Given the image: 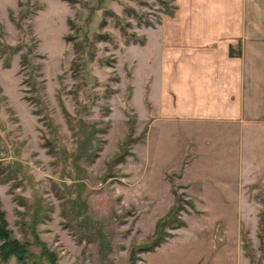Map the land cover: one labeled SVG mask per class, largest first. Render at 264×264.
<instances>
[{"label":"rangeland","instance_id":"374dc122","mask_svg":"<svg viewBox=\"0 0 264 264\" xmlns=\"http://www.w3.org/2000/svg\"><path fill=\"white\" fill-rule=\"evenodd\" d=\"M182 18L183 0H0V161L16 172L0 204L31 253L37 237L56 264H264V131L167 113L162 25ZM177 194L185 224L133 251Z\"/></svg>","mask_w":264,"mask_h":264},{"label":"crops","instance_id":"0c3cea01","mask_svg":"<svg viewBox=\"0 0 264 264\" xmlns=\"http://www.w3.org/2000/svg\"><path fill=\"white\" fill-rule=\"evenodd\" d=\"M162 28L159 79L161 93H171L168 115L249 126L260 138L264 0H183L182 23Z\"/></svg>","mask_w":264,"mask_h":264},{"label":"trees","instance_id":"16d2710c","mask_svg":"<svg viewBox=\"0 0 264 264\" xmlns=\"http://www.w3.org/2000/svg\"><path fill=\"white\" fill-rule=\"evenodd\" d=\"M164 13L173 14V10L171 8H166L163 10ZM1 33V31H0ZM75 49L78 48V43H74ZM233 49L230 48V54L233 53ZM0 52H3L0 42ZM23 60H26V56H23ZM22 60V61H23ZM76 62L75 60L72 63ZM76 64V63H75ZM73 66V69L77 66ZM70 120V119H68ZM0 149H1V136H0ZM123 158V156H121ZM11 167L9 164H4L0 161V182H7L10 178L14 179L16 172L10 173ZM10 190H12V186H10ZM193 206V201L191 199H182L180 194L175 195V199L173 203L170 205L168 210L160 216L155 223V228L152 232V239L149 243H146L143 246H137L133 248L134 251L136 248L139 249H153L155 246L161 243V241L165 240V236L171 235L170 231L166 230V226L172 228H178L185 224V220L182 218V211H186L187 207L186 204ZM264 221L262 217L259 218L258 221V228H259V235L263 229ZM262 236V235H260ZM36 242L41 244L42 250L40 253H31L29 246L30 243L28 241H20L17 237L11 234V230L8 227V222L5 217V210L2 208L0 204V261L7 262L12 256L18 261V264H43L42 258L49 257L50 264H56L54 260L53 251L49 250L43 241H40L36 237ZM131 255V262L133 264L134 254L133 252Z\"/></svg>","mask_w":264,"mask_h":264}]
</instances>
